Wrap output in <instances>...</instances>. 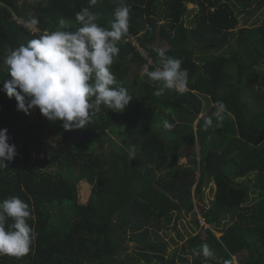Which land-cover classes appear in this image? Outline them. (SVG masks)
I'll use <instances>...</instances> for the list:
<instances>
[{"label": "trees", "instance_id": "1", "mask_svg": "<svg viewBox=\"0 0 264 264\" xmlns=\"http://www.w3.org/2000/svg\"><path fill=\"white\" fill-rule=\"evenodd\" d=\"M119 3L0 0V130L7 129L16 146L8 167L0 168V202L19 197L28 204L27 223L36 234L26 254H0V264H176L177 258L190 264L189 256L194 264H236L240 253V264H264V19L235 32L242 15L247 22L263 10L264 0H125L129 27L115 42L119 52L110 70L133 99L123 112L103 105L98 113L90 110L85 128L65 130L39 108L35 119L23 123L19 117L26 113L2 91L11 79L3 63L11 50L57 30L60 19L76 31L82 26L76 13L85 7L97 14L99 26L110 28ZM20 20L36 21L37 30ZM158 40L188 72L183 92L161 88L147 76L159 66ZM226 45L227 54H216ZM196 48L211 53L201 64ZM254 93L258 109L246 101ZM218 102L225 105L222 120ZM165 120L171 130L163 128ZM98 152L103 157L95 167L91 159ZM183 158L187 164L178 163ZM205 167L222 174H210L205 184ZM82 182L92 186L86 203L79 197ZM211 183L214 199L207 205ZM196 198L207 237L197 232L203 225ZM188 217L195 228L182 249L170 253L160 231L174 229L183 239L177 225ZM13 223L7 218L6 230ZM127 240L136 243L132 252Z\"/></svg>", "mask_w": 264, "mask_h": 264}, {"label": "clouds", "instance_id": "2", "mask_svg": "<svg viewBox=\"0 0 264 264\" xmlns=\"http://www.w3.org/2000/svg\"><path fill=\"white\" fill-rule=\"evenodd\" d=\"M96 0H90L95 4ZM130 6L120 0L110 28L99 26L97 14L85 7L76 13L82 25L76 31L66 30L65 20L51 33L45 32L27 44L11 50L3 59L11 79L3 81L2 91L17 101V110L26 114L39 108L41 114L51 121L60 120L65 130L85 128L92 114L101 106L113 112H123L133 99L128 90L117 85L110 70L114 56L119 52L115 42L128 31ZM155 51L159 66L147 73L150 81L161 88L183 92L188 78L181 60L166 56L162 48ZM157 94H160L157 92ZM218 120H222L225 105L217 103ZM212 125L206 119L204 127ZM219 126V125H217ZM173 124L163 121V128L171 130ZM16 155V146L9 143L8 130H0V168L8 167ZM29 206L19 197L0 202V254L23 255L35 239V232L27 223ZM7 218L14 223L6 230ZM204 254L209 250L203 246Z\"/></svg>", "mask_w": 264, "mask_h": 264}, {"label": "rangeland", "instance_id": "3", "mask_svg": "<svg viewBox=\"0 0 264 264\" xmlns=\"http://www.w3.org/2000/svg\"><path fill=\"white\" fill-rule=\"evenodd\" d=\"M25 1H30V0H25ZM189 7L192 10L196 8L195 5H193V4H190ZM189 19H188V21H189ZM263 19H264V8H263V10H258L247 22L245 21V18L242 15V21L239 24V26L237 27V29L235 30V32H237L239 28L244 27V26H252V25L257 26V25L262 23ZM20 21H22V20H20ZM245 24H247V25H245ZM232 42L233 41H231V43ZM154 46H155V49L162 48L163 50H167L169 48V45L165 41H161V40L156 41ZM229 50H230L229 45H226L224 48H221L219 51H217L216 54H227L229 52ZM142 52H143V54L145 56H148L147 52H145V51H142ZM207 55H211V53L209 51L208 52L207 51H201V50H198V48H196L195 56H196V59L198 60L199 64L202 63V58L207 56ZM149 62H151V60H149ZM147 69H148V64L143 65L142 68H140V70H139V74L143 75L147 71ZM261 73L264 75V67L262 68ZM197 92L200 93L201 95H203L202 94L203 91H197ZM246 101L248 102V104L251 105V107L256 108V109H258V108H260L262 106L258 102V98H257V95L255 93L254 94H247ZM37 109L38 108L32 109L28 114H25L24 116L19 117L20 120L23 123H26V124L31 122L36 117ZM196 123L197 122H195V125H196ZM149 131H150V133L153 132L152 130H149ZM46 139H48L49 141H56V138H53V137L51 138L49 136H47ZM113 139L116 140L118 143H120V138L119 137H117V136L115 137L114 136ZM197 149H198V153H199V147H197ZM96 151H97V149H96ZM108 151H109V146L106 145V147L103 150V152L104 153H108ZM97 154L98 155L94 156L91 159V163L95 167L100 165L101 157H103L102 156L103 154H100V152H98ZM178 163L179 164H187L188 163V159L187 158L179 159ZM199 176H200V172L197 171V177H199ZM211 188L213 189V192H214V189H215V184L214 183H211L210 185H207V188H206L205 200H206V204L207 205H209L211 200L214 199V193L210 192ZM91 189H92V186L89 183H87V182H82L79 185L80 202L86 203L88 201V199L90 197V194H91ZM195 201L198 204V206L196 207L195 212L197 214V217L202 219V225H203V227H201L200 229H197V232L202 233L203 237H207V233H206V229L205 228L208 227V225L205 224L204 219L201 216L202 204H201V202H198L197 198L195 199ZM252 202L253 201H250L248 205H251ZM192 220H193L192 217H188V219H186L184 222H179L178 225H177V228L182 233L183 239H179L178 238V234L176 233V231L174 229L171 230V231H167V230H163V231L161 230L160 231V235L162 237H164L166 240L169 241V249H168V251L170 253H173L176 249L180 251L182 249V246L187 242V239L190 237V234H192L193 229L195 228ZM171 225H173V224H171ZM214 231L216 232L217 236H219V237L222 236L221 232L217 231L216 229H214ZM124 246L127 247V251H131L132 252L136 248V243L127 240V241L124 242ZM244 256H245L244 253H240L238 255H235L234 256V262L236 264H240V261H241L242 258H244ZM189 257H190L189 258L190 259V264H194L193 261H192L193 257L192 256H189ZM177 260H178V262H176V264H183V263H181L179 261L178 258H177ZM205 264H215V263H213L211 261H207Z\"/></svg>", "mask_w": 264, "mask_h": 264}, {"label": "built area", "instance_id": "4", "mask_svg": "<svg viewBox=\"0 0 264 264\" xmlns=\"http://www.w3.org/2000/svg\"><path fill=\"white\" fill-rule=\"evenodd\" d=\"M19 23L24 25V27L28 30H37V23L36 21L33 22H25V21H19ZM144 51L143 49H141Z\"/></svg>", "mask_w": 264, "mask_h": 264}, {"label": "water", "instance_id": "5", "mask_svg": "<svg viewBox=\"0 0 264 264\" xmlns=\"http://www.w3.org/2000/svg\"><path fill=\"white\" fill-rule=\"evenodd\" d=\"M205 171H206L205 184L207 183L210 174H213L215 172H218V173H221L222 174V171L221 170L214 171V170L208 169L207 167H205Z\"/></svg>", "mask_w": 264, "mask_h": 264}]
</instances>
